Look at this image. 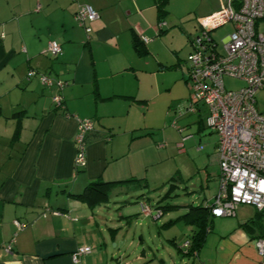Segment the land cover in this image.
Here are the masks:
<instances>
[{
  "label": "crops",
  "instance_id": "0c3cea01",
  "mask_svg": "<svg viewBox=\"0 0 264 264\" xmlns=\"http://www.w3.org/2000/svg\"><path fill=\"white\" fill-rule=\"evenodd\" d=\"M171 3L0 0V264H112L116 255L107 248L98 210L69 195L94 182L118 183L112 188L142 183L137 173L152 164V152L140 151V140L150 134L149 120L168 112L173 88L181 81L186 84L179 48L166 44L167 24L158 26L170 21ZM198 4L196 33L197 20L218 10L219 0ZM80 5L98 15L88 35L74 19ZM134 32L149 40L143 43L146 55L135 52ZM192 38L186 36L187 56ZM52 42L61 47L56 58L45 54ZM29 71L36 75L28 78ZM39 75L48 76L54 86H43ZM58 81L65 83L60 92ZM58 93L62 109L52 103ZM181 108L180 118L191 115L186 104ZM76 119L94 124L86 137L84 169L74 167ZM216 144L213 159L218 166ZM150 150L160 156V149ZM215 183L218 188L217 178ZM216 187L198 205L209 204ZM137 203L140 217L160 218L141 214L140 205H149L143 196ZM244 206L234 219L212 218L199 252L183 256L191 264H264L254 246L264 238V213ZM79 247L91 252L74 263Z\"/></svg>",
  "mask_w": 264,
  "mask_h": 264
},
{
  "label": "built area",
  "instance_id": "2783aa9c",
  "mask_svg": "<svg viewBox=\"0 0 264 264\" xmlns=\"http://www.w3.org/2000/svg\"><path fill=\"white\" fill-rule=\"evenodd\" d=\"M76 23L88 35L90 24L98 15L87 5L77 7L74 14ZM198 32L190 42V53L186 82L189 98L185 111L195 114L201 106L207 108L206 127L217 136L216 157L218 162V190L209 205L212 218L234 217L242 205L264 211V111L256 107L255 94L264 90V0H219V9L197 20ZM231 23L232 32L223 40L219 52L211 38V32ZM164 23H159V28ZM143 43L147 38L140 37ZM45 54L56 58L61 54L58 43H49ZM29 71L28 78L35 76ZM225 77L244 83L236 91L227 90ZM45 87L54 86L46 75H39ZM65 83L56 82L60 92ZM55 108H63L60 93L52 97ZM75 169L86 167V136L94 129L91 119H76ZM182 147V145H178ZM144 217L152 215L150 207L142 203ZM16 227L22 228L18 222ZM189 246L185 242L183 248ZM256 252L264 256V238L254 242ZM9 252V247H6ZM91 252L90 247H79L72 255L77 263L79 258Z\"/></svg>",
  "mask_w": 264,
  "mask_h": 264
},
{
  "label": "rangeland",
  "instance_id": "374dc122",
  "mask_svg": "<svg viewBox=\"0 0 264 264\" xmlns=\"http://www.w3.org/2000/svg\"><path fill=\"white\" fill-rule=\"evenodd\" d=\"M198 2L172 0L167 8L178 21L170 17V21L164 23L168 29L166 44L179 48L184 72L188 68L186 36L197 35L194 19L197 14L195 9L199 8ZM232 30L233 25L229 23L211 32L219 52L223 50V40ZM180 83L167 97V101L170 100L166 108L168 112L149 120V124H152L150 134L140 140L143 141L139 143L140 151L147 149V152H152L148 154L152 164L141 167L137 173L136 178L143 179L142 183L111 188L108 201L96 207L100 224L106 229L107 248L116 255L112 264H116L117 260L118 264H184V261L191 264V258L183 256V245L191 240L192 230L178 218L185 213L184 206H196L214 193L218 166L213 156L217 136L206 127L208 111L204 106L197 113L180 118L181 106L187 104L189 96L187 84ZM224 85L227 90L236 91L244 83L225 77ZM255 99L257 109L264 111V90L256 92ZM180 143L182 147L178 148ZM152 146L160 149V156L150 150ZM139 195L143 196L152 210L155 206L160 208L166 205L180 208L164 212L158 220L144 219L138 214ZM244 207L251 210L248 206ZM230 218L234 219L225 217ZM112 236L114 242H111Z\"/></svg>",
  "mask_w": 264,
  "mask_h": 264
},
{
  "label": "trees",
  "instance_id": "16d2710c",
  "mask_svg": "<svg viewBox=\"0 0 264 264\" xmlns=\"http://www.w3.org/2000/svg\"><path fill=\"white\" fill-rule=\"evenodd\" d=\"M160 23H162V22L160 21ZM133 48H134V50L138 56L146 55V51L144 50V47H143V42L140 40V37L135 32H134V36H133ZM185 83L187 84L186 79H185ZM188 98H189V96H188ZM56 109H61V108H56ZM93 131H94V129H93ZM217 177H218V175H217ZM140 181L141 180H137V182H140ZM217 183H218V180H217ZM114 184H118V183H112V182H109V183H104V182L90 183L89 185H87L83 189V191L81 193L75 194V195H69V196L73 200L84 203L90 208H95V207H97L101 204H104L108 201L109 192H110V190ZM217 190H218V188H217ZM141 196H139V197H141ZM211 203H212V200L209 204H207L205 206H202V205L189 206L188 210L178 218L180 220L187 221V223L191 226L190 228L192 230L191 241H188L189 246L187 248H185L184 254H196L197 252H199V250L203 244L205 234H206V232H208L210 230V227H211L212 216L210 214V208H209V205ZM160 208L157 207V208L153 209L154 210L153 211L152 208L150 207V209L152 211V215H155L156 213L160 212L161 215L159 217H162L164 212H168L171 210H177L178 208H180V206L166 205V206L160 207ZM260 213H264V211H261ZM170 222H173V221H170Z\"/></svg>",
  "mask_w": 264,
  "mask_h": 264
}]
</instances>
